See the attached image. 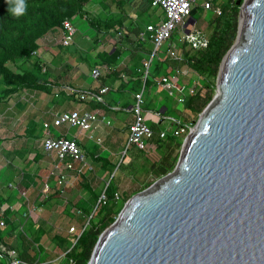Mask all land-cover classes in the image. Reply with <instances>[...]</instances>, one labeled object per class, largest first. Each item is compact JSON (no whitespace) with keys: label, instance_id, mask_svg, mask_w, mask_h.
I'll return each mask as SVG.
<instances>
[{"label":"water","instance_id":"95a60500","mask_svg":"<svg viewBox=\"0 0 264 264\" xmlns=\"http://www.w3.org/2000/svg\"><path fill=\"white\" fill-rule=\"evenodd\" d=\"M237 4L217 92L175 168L132 190L89 264H264V0Z\"/></svg>","mask_w":264,"mask_h":264},{"label":"trees","instance_id":"16d2710c","mask_svg":"<svg viewBox=\"0 0 264 264\" xmlns=\"http://www.w3.org/2000/svg\"><path fill=\"white\" fill-rule=\"evenodd\" d=\"M112 1L114 2V0ZM115 1L122 6L119 5L122 9V13L119 15L106 13L105 10L109 9L111 3H107L104 0H22L23 12L20 15H14L9 11V8L16 5H9L8 0H0V80L4 84V87L0 89V113H14L9 109L11 107L8 106V98L21 90L35 91V93L37 92L36 97L41 96L43 93L52 96L47 106L50 107L53 105L56 111L63 112L68 110L69 107L74 109L75 105L83 102V100H81L80 97L68 95L65 89L55 90L60 87L62 83L69 82L73 84L72 79L69 77L72 68L68 66V60L69 58H78V54L81 58L82 55L87 52L86 56L82 57V59L87 62L91 69L94 67L102 69L106 64L113 67L112 70L107 73L103 72L98 79H95V86L90 89V91L94 92H97L103 86L112 85L118 79L122 80L121 87L124 88L128 84L124 78L134 76L136 80L130 85V93L134 92L135 94L143 85H145V87L158 85L156 78L159 76L172 74L175 70L183 67L191 69L200 79V87L195 94L186 97L185 102L182 104L184 107L183 114L185 115L182 119L178 120L181 121L182 125L194 126L203 108L207 106L213 98L211 91L214 90L217 85L216 81L221 62L236 40L240 5L237 4L236 0H214V5L220 6L222 13L219 15L214 12L215 15L209 21L212 30L207 48L191 50L186 49V45H182L183 57L180 60L166 57L164 49L153 58L150 75L144 82L143 62L136 67L132 66L130 68L126 66L119 68L117 66L122 55L126 53V50L123 48L125 46L124 44L133 45L136 52L141 51L143 52V56L146 57H149L152 53L153 44L140 39V33L144 30V23L146 22L144 17L147 12L150 14L151 6L146 2V8L138 14L137 20L126 25L125 23L128 17L127 12L123 9L124 0ZM95 2L102 7V11H100L99 14H91L88 9V6ZM133 3L137 7H141L145 1L134 0ZM205 11L207 10L198 4L192 9V19L197 22L203 17ZM76 18L85 19L86 23L89 25L90 32H92L91 34H94V44L91 45L88 41L81 39L80 46H83V48L80 51L77 48L78 46L72 49V47H74L73 45H60V51L52 58V64L55 65L59 62L58 64H63L65 68L62 72L53 74L46 68V62L38 57L39 42L51 31L55 32L62 27L64 20L71 19L75 22ZM120 30L122 31V37L118 43H114L102 50L94 51L97 48V44H100L105 38H114ZM174 37H176V35ZM35 51H37V54L34 53ZM135 54L136 53H134L133 56ZM190 83H193V79ZM71 86L76 87L74 85ZM203 87L208 90V94L204 96L202 95ZM28 104L29 103L26 104V102L18 103L16 110L22 112ZM103 106L104 103L98 102H95L94 105L95 108ZM146 108H148V106ZM49 116L50 115L44 116L40 114L39 116L36 115L33 117L27 129L28 134L33 138H40L41 135L44 134V126L43 123H41V119L51 121L52 116ZM188 116H191V119H188ZM172 123L174 124V128H176V122L172 121ZM149 124L156 133L159 132L158 122L155 123L150 121ZM183 137L184 135L176 136L171 133L165 138H161L157 134L154 137V142L158 144L159 157L151 161L149 158L139 154V157H144V160L139 163L140 169L146 171L151 170L154 172L156 178H160L171 172L179 159L180 153L178 149L183 144ZM35 152L36 160L42 158V154L39 151ZM96 153L98 152L96 151ZM96 153L93 152L92 155L95 156ZM137 153L144 154L145 152L139 150ZM96 161L105 164L104 170H107L110 166V162L100 156H96ZM121 165L122 164H120L118 168H120ZM133 165L132 163L129 165L131 171L135 168L132 167ZM8 168V175L3 182L4 184H8V182L15 179L16 175L21 173V170H17L12 164L8 165ZM110 176L114 180L115 173L112 175V170ZM25 178L24 174L21 175V180ZM21 182L19 183L21 184ZM85 183L86 187H90L87 181H85ZM112 183H114V181L109 182L105 190L108 195L107 203L100 204L96 214L91 216L89 208L81 207L83 214L77 217L79 226H77L76 231L69 232L67 235L56 234L53 236L55 244L65 249L67 262L69 259H73L74 264H89L101 233L117 219L119 213L129 199L128 196L116 198L115 193L118 191V187L116 181L114 185H112ZM147 186L149 185H146V187ZM91 191L93 196L95 195L94 198L97 202L101 194H96L93 189H91ZM16 192H18L17 189L14 190L7 185L5 189H3V192L0 190V205L7 206L4 213L6 227L4 229L0 228V241L7 245V255H9V250L15 247L18 250L19 258L31 262H44L47 260L44 248L39 245L40 258H38V253L31 252V248L34 246V243L40 244L45 230L42 227H38L34 232L33 238L29 239L24 233L25 231L22 232L20 230V227L23 228L24 220L21 218H12L13 210L11 206L14 203L13 200L16 196ZM57 193H59L58 189L53 186L51 193L39 204H46ZM22 208L23 209L19 212L21 216L26 214L25 206L22 205ZM66 214L70 217H74L70 211V207L66 208ZM18 228L22 234L20 239L17 238V245L14 246L8 239L14 236ZM0 264H3L1 259ZM45 264L50 263L45 262Z\"/></svg>","mask_w":264,"mask_h":264},{"label":"rangeland","instance_id":"374dc122","mask_svg":"<svg viewBox=\"0 0 264 264\" xmlns=\"http://www.w3.org/2000/svg\"><path fill=\"white\" fill-rule=\"evenodd\" d=\"M107 3H111L108 10H105L108 14H114L119 15L122 13V9L119 7L120 4L117 3V1L114 0H104ZM134 0H128L129 5L123 4V9L125 10L124 6H126L127 9H131L133 11V3ZM203 0H200L202 2ZM227 1V0H224ZM238 0H236L237 2ZM131 5V6H130ZM121 6V5H120ZM122 7V6H121ZM241 7V6H240ZM88 9L91 14L98 13L102 11V7L97 4L96 2L94 4H90L88 6ZM126 12V11H125ZM213 10H207L204 12V15L202 18H200L196 22V29L199 30L205 37L208 38L211 33L212 28L209 25L210 19L214 16ZM240 17V8H239V16ZM77 23L79 22L78 18L75 19ZM144 20L148 22L149 20L154 21L155 19H152L146 14L144 17ZM78 32L76 35L75 43L73 46L80 45L81 39L84 41H88L91 45L94 44V34H91L89 29V25L86 23V21H81L78 24ZM181 30L177 31L175 33L176 38L179 36V32ZM109 38V37H108ZM105 38L100 44H97L95 52L98 50H102L106 47L111 46V43L115 41L114 38ZM177 40V39H176ZM43 46L46 47L45 52H48V54H45L44 62H46V68H48L49 71H51L53 74H58L62 72V70L65 68L63 64H52V57L53 55H56V53H59L60 51V45L55 40L54 41H42ZM76 44V45H75ZM75 47H72L74 49ZM180 49V48H179ZM186 49L188 47L186 46ZM182 50V47H181ZM183 52V50H182ZM147 59V58H146ZM86 62V61H84ZM85 66L84 64L81 66L85 72H91L90 66L86 62ZM68 66L71 67L70 75L73 76V71L75 72L76 69L80 70L81 67H75L72 64V62ZM88 67V68H87ZM193 76H195L194 72L191 70L189 72V75L185 77V81L191 82ZM66 78V77H65ZM64 78V79H65ZM87 78L93 79L90 76H87ZM200 80V79H199ZM201 83V82H199ZM63 84V83H62ZM217 84V81H216ZM4 87L3 82L0 80V89ZM142 89V87H141ZM148 89L145 91V101L146 105L153 107V104H149L150 102L147 101V92ZM29 93H26L25 90L18 91L17 93L11 95L8 98V106L11 108L10 111L14 112L12 114H8L7 112L5 114L4 124L3 127L0 128V139L3 140V143L0 144V163L3 165L6 164L7 160H13L16 158H21L23 163V169L25 170L24 176L25 179L21 180V174L16 175V180H13V186L17 185L18 192H16V196L13 200V207H11L12 211V218L13 219H23V228L20 227V230L24 232L29 239H32L34 236V232L38 227H42L45 230V234L42 236L40 244L34 243V246L31 248L32 253H38V258H40L39 254V247L42 246L44 248V253L47 256V260L51 261L50 264H66L67 263V257L65 254V249L58 247L54 240V235H67L69 233V230L72 226H79L77 222L78 214L76 211L79 209H82L81 207H87L91 211V215L96 214V199L94 198L91 192L87 189V187L84 186V180L87 173L77 178L75 181L72 182V184L68 185L65 188V191L62 193L59 191V193L55 194L54 197L49 200L46 204H39L43 200L46 199V196L41 192L42 183H43V177H45L48 173V170L50 169L51 165L50 162H52V159L47 156L45 161L46 163L44 165L38 166L39 163H42L43 161L36 160L35 159V151H41L42 153V139L33 138L28 134V128L33 120V117L36 115H44V112H47L46 106L49 104L51 100L50 95L42 94L41 96L36 97V93L28 91ZM217 92V87H215L214 90L211 91L212 96L214 97L215 93ZM31 94H35L32 96ZM208 94V90L206 88H202V95ZM166 101L170 105L169 114L171 117H176L177 119H182L185 114L184 113V107L182 104L178 103L177 100L173 97L166 95ZM107 97H113L115 100L118 101V103L126 98L128 100H132L130 97L129 92H118L116 90H112L111 94H109ZM106 97V98H107ZM119 98L120 101H119ZM30 99V100H29ZM31 101V102H29ZM35 101V102H34ZM26 102L29 103L22 112L16 110V107H18V103ZM206 107V106H205ZM204 107V108H205ZM72 109V108H68ZM55 111V109H53ZM201 114V113H200ZM121 113L117 112V116H122ZM171 117H168L165 119V126L163 125L162 128H166L168 131V134H171L172 130L174 128V124L172 123ZM188 119H191V116H188ZM148 121V120H147ZM41 123H43V119H41ZM150 121H148V124ZM113 125L111 124L110 127ZM76 128L68 129L66 127H55L52 126V132L55 134H59L60 132H66L69 131V136L72 132L76 131ZM5 135L4 138H1V136ZM186 135L183 137V140L185 139ZM182 145L178 149V152L181 153ZM124 146L119 147L117 150V153L113 157V161L115 163L114 166L111 168L113 169L112 172H115V178L114 180L111 178L110 175L106 179H94L93 181V188H95L96 194H101L103 191L106 190L107 185L109 182H113L117 184L119 197H125L130 196L133 189L143 188L146 187V185H150L154 180L158 179L156 178L154 172L151 170L146 171L140 169L139 163H141L144 159V157L149 158L151 161H154L158 159L159 157V151H158V144L155 142V147L151 148L148 152L143 153H137L133 152V148L129 149L124 155ZM139 154L144 157H139ZM130 157V159H129ZM88 160L91 162L92 160ZM49 163V164H48ZM93 163V162H92ZM134 164L132 167H135L133 171H131V168H129V165ZM121 165L120 168L118 166ZM94 165V164H93ZM124 165V166H123ZM126 166V167H125ZM139 167V168H138ZM45 169V170H44ZM122 169V170H121ZM113 174V173H112ZM112 179V180H111ZM22 182H21V181ZM3 182V181H2ZM21 182V184L19 183ZM50 182L53 183L54 187H56L54 178L50 179ZM112 183V185H114ZM29 184V185H27ZM2 187H4V183H1ZM148 187V186H147ZM5 189V188H3ZM27 190V196L28 199H25L22 197L21 191ZM128 201V200H127ZM22 205L25 206L26 211L25 215L21 216L19 213L23 208ZM6 206V205H5ZM70 207V211L73 214L74 217H70L68 214H66V208ZM28 217V218H27ZM18 229H16L14 236L8 240H10V243L14 246L17 245V238L20 239V236L22 232ZM40 245V246H39ZM43 255V254H42ZM43 258V257H42Z\"/></svg>","mask_w":264,"mask_h":264},{"label":"built area","instance_id":"2783aa9c","mask_svg":"<svg viewBox=\"0 0 264 264\" xmlns=\"http://www.w3.org/2000/svg\"><path fill=\"white\" fill-rule=\"evenodd\" d=\"M147 2L152 8L160 9L164 14L156 22L146 25L145 29L140 33L142 41H150L153 44V50L150 56L143 61V80L146 81L150 75V69L153 64V58L165 51L166 57L170 59L180 60L183 57L181 50L182 45H186L188 49L200 50L207 48L209 40L199 30L196 29L195 23H188L191 18L192 9L198 4L205 10H213L217 14L222 13L220 6L214 5V0H143ZM179 36L176 38L175 33L179 31ZM78 32L77 24L71 20L66 19L62 27L57 31H51L44 39L47 41H56L64 46H71L75 43L76 35ZM53 33V34H51ZM122 37V31H118L115 36V41L118 43ZM177 39V40H176ZM180 48V49H179ZM37 53V51H35ZM111 65H104L102 69L94 67L91 70V77L95 80L98 79L102 73H107L112 70ZM191 69L183 67L177 69L172 74L162 75L156 78L158 85L163 87L171 97H174L178 103L183 104L186 97L197 92L200 87L199 78L193 76V83L185 81V77L189 75ZM110 86H103L97 92L84 91L81 89L69 88L68 94L80 97L83 101H94L98 103L104 102V95L110 92ZM26 91V90H25ZM27 93V91H26ZM134 103L131 106L132 121L128 125V131L124 142L123 155L131 148L148 152L151 148L155 147L154 137L158 134L161 138L168 135L167 129H162L158 133L148 124L146 113L145 101V85L143 88L134 94ZM160 114V113H158ZM5 114L0 113V128L3 127ZM173 119V120H172ZM176 122L177 127L172 130V134L176 136L187 135L194 126L182 125L181 121L177 118H171ZM101 124L110 126L111 120L99 110L88 109H68L63 112L54 111L52 113L51 121H44V136L42 139V150L45 155L52 159L51 167L48 173L43 177L41 192L47 197L52 189L53 184L50 182L54 178L56 188L62 193L65 188L72 184L80 176L87 172H92L94 167L88 160L82 145L79 141V135L91 131H95ZM52 126L66 127L68 129L76 128L77 133L74 136H69L68 132H60L55 134L52 132ZM100 142V140H99ZM114 174V173H113ZM112 174V175H113ZM0 181V190L6 187L18 188L17 185L13 186V181L4 184L2 187ZM22 197L28 199L27 190L21 191ZM119 192L115 193V197L119 198ZM108 201V195L103 191L96 203V210L100 204H105ZM5 205H0V228L6 227L4 213L6 210ZM13 207V206H11ZM78 215L83 214L82 210L76 211ZM92 216V215H91ZM90 216V217H91ZM89 217V219H90ZM89 222V220H88ZM75 226H72L69 232H75ZM80 236V234H79ZM1 253L0 259L3 264H45V262H31L19 258L18 250L13 247L9 250L5 243L0 241ZM65 255V254H64ZM67 264H74L73 259H69Z\"/></svg>","mask_w":264,"mask_h":264},{"label":"crops","instance_id":"0c3cea01","mask_svg":"<svg viewBox=\"0 0 264 264\" xmlns=\"http://www.w3.org/2000/svg\"><path fill=\"white\" fill-rule=\"evenodd\" d=\"M123 4L129 5L128 0H124ZM146 2L143 3V5L141 7H137L134 3H132L133 6V11H131V9H127L126 6H124L125 10L127 12V21H126V25H129L132 21L135 22L137 20V16L138 14L146 8ZM131 6V5H130ZM151 8V12L149 14V12H147L146 14H148V16L152 19H155L154 21L149 20L148 22L144 23V29L146 27V25L150 24V23H156L162 16H163V12L160 9H156V8ZM96 14V13H95ZM79 22L81 21H85V19L82 18H78ZM78 22V23H79ZM75 23H77V21L75 20ZM78 26V25H77ZM53 34V33H51ZM42 41H47L45 39H43ZM147 42V41H145ZM150 41H148L149 43ZM117 43L116 41H113L112 44ZM151 43V42H150ZM39 49H38V57L42 58L44 61V57L45 54H48V52H45L46 47L43 46L42 42H39ZM125 46L123 47L126 50V53H124L122 55V57L120 58V61L118 63L117 67H124L126 66L127 68L130 67H136L140 64H142V62L144 60H146V56H143V52L141 51H137L136 49H134L133 45L130 44H124ZM75 48L77 46H74ZM45 48V50H44ZM79 49V51L83 48V46L78 45L77 47ZM106 48V46H105ZM94 52V51H93ZM136 53L134 56L133 54ZM57 54V53H56ZM87 52H85L82 57L86 56ZM55 55H53L54 57ZM52 57V58H53ZM82 57L80 58V55L78 54V58L74 57V58H69V63L72 62V64L74 65V68L77 67H81L83 64L85 66L86 62H84V60L82 59ZM82 68V67H81ZM88 68V67H87ZM92 70V69H91ZM91 72H85L84 69H76L75 72L73 71V76L69 74V77L72 79V83H63L61 84L60 87L56 88L55 91L60 90V89H65V91L67 92V89L69 88H75V89H81L84 91H90V89H92L95 85V80L90 78H87V76H90ZM70 79V80H71ZM124 80L126 81V83H128L126 85V87L122 88L121 87V83L122 80L118 79L117 81H115L112 85H109L112 87V90H116L118 92H129L130 93V85L133 84V81L136 80V77L134 76H128V78H124ZM131 81V82H130ZM71 85H74L76 87H73ZM143 88V87H142ZM146 89H148V93H147V101H149V104H153V107H149L146 108V113H147V120H150L152 122L155 123H159V131H161L162 129H166V128H162V126L166 125L165 119L168 117H171L169 114V109H170V105L169 103L166 101V95L168 94L167 90H165L163 87H161L160 85H151L150 87H145V91ZM112 90L108 93H106L104 95V106L103 107H97L95 108V102L94 101H83L81 103H78L75 105L74 109L79 108V109H88V110H99L101 112H103L108 119L111 120L112 122V127L106 125V124H101L97 129H95V131H91V132H87V133H83L81 135H79V141L82 145V148L84 150V152L86 153V155L89 157L94 167V170L92 172H87V176H86V180H84V186L86 187V183L85 181H87V183L90 184V187H87V189L89 190V192L92 193L91 189H95L93 188V181L92 178H94L95 180L98 178L101 179H106L108 177V175H110L111 173V167L115 165L114 161H113V157L114 155L117 153V150L119 149V147H123L125 139H126V135H127V131H128V125L129 123L132 121V113L130 111L132 104L134 103V92L130 93V97L132 100H128L126 98L122 99L120 101L121 98H119V103L117 100H115L113 97H107L109 94H111ZM27 93H29L27 91ZM45 95H48L46 93H43ZM68 94V92H67ZM32 96H34V94H31ZM70 95V94H68ZM73 96V95H72ZM75 96V95H74ZM168 96H170L168 94ZM77 97V96H75ZM107 97V98H106ZM174 98V97H173ZM52 99V96H51ZM51 101V100H50ZM147 107V105H146ZM46 110H48L47 112H44V116H52V113L54 112L53 109H55L53 107V105H51L50 107L46 106L45 108ZM56 111V110H55ZM117 112L121 113L123 112L122 116H117ZM160 113V114H158ZM49 116V117H50ZM174 118V117H171ZM176 119V117L174 118ZM173 120V119H172ZM45 121V119L43 120ZM1 132V130H0ZM68 132V131H66ZM77 133V130L72 132L70 136H74ZM43 135H41L40 139H43ZM5 135L1 136V138H4ZM100 140V142H99ZM3 143V140L0 139V144ZM96 151L98 153H96ZM139 150H137L136 148H133V152L131 154H133L134 152H138ZM93 152H95V156H93ZM41 153V151H40ZM42 158H40V161H43L42 163H39L37 165L41 166L44 165L46 162L48 161L46 160L47 155L44 154L43 150H42ZM96 156H100L104 159H106L107 161L110 162V166L107 170H104V165L101 162L96 161ZM48 159V158H47ZM130 159V157H129ZM44 163V164H43ZM12 164L17 170H21V175L24 174L25 170L23 169V163L21 158H18L16 156V158H14L13 160H7L6 164H2L0 163V181L4 182L7 175H8V165ZM49 164V163H48ZM51 165V162H50ZM45 167V165L43 166ZM45 170V169H44ZM115 173V172H112ZM21 178V177H20ZM17 177H15L16 180ZM12 180V181H13ZM2 182V183H3ZM11 182V181H10ZM1 192H3V189L1 190ZM93 195V194H92ZM43 262V261H42ZM46 263H50L51 261L46 260L44 261Z\"/></svg>","mask_w":264,"mask_h":264},{"label":"clouds","instance_id":"9594fccd","mask_svg":"<svg viewBox=\"0 0 264 264\" xmlns=\"http://www.w3.org/2000/svg\"><path fill=\"white\" fill-rule=\"evenodd\" d=\"M9 5L15 4L16 6L10 7L9 11L14 15H20L23 12L22 0H8ZM44 39V38H43ZM35 53V52H34ZM37 54V53H36Z\"/></svg>","mask_w":264,"mask_h":264}]
</instances>
